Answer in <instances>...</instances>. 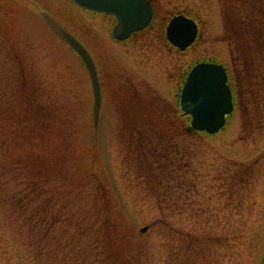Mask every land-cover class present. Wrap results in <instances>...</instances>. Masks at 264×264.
Returning a JSON list of instances; mask_svg holds the SVG:
<instances>
[{
  "label": "rangeland",
  "instance_id": "obj_1",
  "mask_svg": "<svg viewBox=\"0 0 264 264\" xmlns=\"http://www.w3.org/2000/svg\"><path fill=\"white\" fill-rule=\"evenodd\" d=\"M38 1L82 37L94 52L104 84L102 117L94 138L93 97L84 65L22 0H0V264H44L43 256L31 259L27 255L24 243L30 238L26 237L29 231L8 218L5 199L20 202L23 194L29 196L42 184L38 179H43L47 172L53 171L47 178L50 190L54 184L58 185L56 174L68 175L65 152L49 146L41 151L43 159L40 160L34 154V145L19 143L20 138L14 134H24L28 143L34 124L30 123L34 117L29 113L25 112L29 121L17 118L23 116L20 103L26 92L25 81L14 76L15 70L21 67L32 79H38L37 97L33 102L38 113L42 106L44 117L37 120L41 128L38 137L44 130L48 137L58 129L69 134L67 120H71L76 144L88 151L96 140L97 148L90 157L76 159L70 166L79 173L83 166L91 165L97 177L106 182L102 197L112 201L113 211L109 214L121 219L116 222L118 227L138 231L157 220L141 240H130L129 252L107 253L108 258L100 257L96 260L98 263L264 264V113L253 110L241 113L231 121L229 130L216 137L184 134L182 120L176 118L179 87L174 80L187 62L204 56L226 62L229 59L231 45L220 38L232 17L222 20L220 0L160 1L162 15L187 9L201 18V38L187 55H179L168 47L164 38L160 39L165 22L161 30H156L159 35L149 31L137 44L132 42L124 47L112 37L114 21L110 17L86 14L68 0ZM21 61L24 66L20 67ZM244 82L246 94L244 91L242 100L249 108V102L254 101L253 95L247 92L251 89V79ZM13 102L16 107L10 110ZM164 145L168 149L172 145L171 151H167L170 156L179 147L182 151L176 150V153L185 154L189 168L182 164L179 171L185 179L184 190L173 191L172 197L169 195L159 205L147 188L143 171L149 169L147 164L157 163L158 159L166 164L160 154L165 151ZM238 163L243 166L240 168ZM241 169L246 174L251 170L259 173L248 180L242 176ZM232 176L237 179L229 188V196L224 185ZM36 180L39 182L34 184ZM47 187L44 199L50 196ZM88 190L94 192L93 187ZM81 196L86 197L84 202L75 199L57 212L78 217L80 213H87L83 209L87 201L89 225L91 214L103 209L92 211L95 208L88 194L75 198ZM65 197L59 198L58 203ZM27 211L30 212L29 206ZM57 233L59 240L65 237L62 226H58ZM89 235L100 237L103 230L91 228ZM96 242L99 245L101 240ZM74 246L86 244L79 240Z\"/></svg>",
  "mask_w": 264,
  "mask_h": 264
},
{
  "label": "trees",
  "instance_id": "obj_2",
  "mask_svg": "<svg viewBox=\"0 0 264 264\" xmlns=\"http://www.w3.org/2000/svg\"><path fill=\"white\" fill-rule=\"evenodd\" d=\"M227 2L231 4V0H227ZM35 116L36 113H34V117ZM33 119L35 120V118ZM32 127L33 128L30 132H32L31 137H33V144L39 146V149L49 147L48 145L50 144V140L44 141L43 135L41 137H38V135L41 133L38 123H35ZM72 137L73 133L70 135L64 134L63 139H61L60 141V145L63 150H65V152L72 153L73 151H75V148L72 145L71 141ZM171 147L172 145L168 149L164 145L165 151H162L160 153L161 155L163 154V158L165 160L169 157V153H167V151L170 152ZM39 149H33L34 154H36L38 157L41 156V151ZM79 150L81 152H83V150L78 149V154L80 155ZM171 153L173 156H177L176 151L174 149ZM185 157V154H183V156H181L180 158L177 157V164L170 162L167 163V165L161 163L162 161L158 159L157 163H151L150 165H148L149 169L145 170V177L147 178L148 189L153 192V196L157 199L159 204L165 203V201L168 199V194L171 195L173 189L172 181L175 176V174H173L174 169H176L177 167H181V163L183 162V159ZM91 175L93 174H85L84 178H81L78 182H73L74 188L68 189L67 191H70L68 193L71 194L72 189H77L76 193H82L87 188V185L95 182V179L91 177ZM98 192L99 191H97V193ZM162 192L167 193L164 194ZM37 195L38 194H36V196ZM37 199L38 197H35L30 200L31 205L33 204V210L30 212V214L24 212L23 209L26 207L24 203L19 204L20 209L18 210L14 209L12 206L10 208V211L12 212L15 219L19 221V223H21L24 228H26L25 226L28 227L29 233L26 237L30 238L27 242H25L24 246L29 251V254L32 257L38 256V258H40V256H43L42 259L44 260V264H77L80 255L78 256L79 253H75L76 248L74 246V243H79V240H83L86 238V241H88V243L90 242L91 244L89 243L90 247H87L88 249L83 252L85 257L82 259L81 264H94V262H98L96 260H98L99 257L103 258L104 256V258H108L107 253L115 255L117 254L115 252V249L117 248H121L122 252L127 253L129 252L130 240H141L140 235L137 233V231H133L127 226H124L122 229H119L116 226V223L112 222V216L109 214L112 211L111 207H113L112 201H109L110 199L106 201L105 198L102 197V195H96L95 197H93L94 206H96L99 210L103 209V212L101 211L100 213H95L92 216L93 219H95L92 225L91 223L89 225H86V219L82 214L78 217L75 215L62 217L60 213L58 215H49L57 204V197L55 195L53 196V198H50V200L42 204L36 203ZM106 207L109 208L108 211L104 210ZM100 217L101 219L105 218L104 225L102 228L103 236L93 238L87 237V230L90 231L91 228L97 229L96 225L99 222L98 218ZM63 218L64 221H62ZM25 219L29 223H26L24 225ZM61 222H64L67 227L65 226V237L62 240H59L55 231L57 225H59ZM78 227L80 229L79 233H77L76 235H71V233L69 234L70 230H72L73 228L77 229ZM33 236L35 237V241H32L31 239L33 238ZM75 236H77L78 239L74 240ZM36 238L42 241L44 249L39 250V248H37L40 242H36ZM104 238L107 241L106 247L104 249L102 248V252H99V245L96 241L102 240ZM61 254L63 255L62 257Z\"/></svg>",
  "mask_w": 264,
  "mask_h": 264
},
{
  "label": "water",
  "instance_id": "obj_3",
  "mask_svg": "<svg viewBox=\"0 0 264 264\" xmlns=\"http://www.w3.org/2000/svg\"><path fill=\"white\" fill-rule=\"evenodd\" d=\"M79 5L83 7H88L90 9L99 10V11H107V12H115L118 16H122L123 19H120V25L115 29V35L119 38H124L128 36L129 32L132 30L134 25L139 23H143V21L148 16V10L146 8L145 0H74ZM43 16L45 17L47 23L50 27L65 41L67 42L82 58L83 62L88 69V73L90 76L92 91L94 95V123L97 127L100 118V107L102 103V90L101 84L99 81L98 71L93 60L92 56L86 49V47L67 29L61 26L52 16L48 13L43 12ZM180 22H174L169 27V35L171 39L179 42L182 46L185 44L186 32H174V29H178ZM134 29V28H133ZM198 69V68H197ZM194 70L192 76L189 81V86L187 87L186 98H184V105L188 103L190 100H199L201 99L202 88L198 87L202 83V75L203 72L206 71L207 68L201 67L198 70ZM198 87V88H197ZM197 88V89H196ZM198 92H196V91ZM214 102L210 101V108H206L202 110L205 114L204 118L206 123H217L216 127L220 126L222 122V115L218 114V109L214 106ZM191 112V110L187 109ZM211 122V123H210ZM194 124L198 127H205V123L202 119L194 118Z\"/></svg>",
  "mask_w": 264,
  "mask_h": 264
}]
</instances>
